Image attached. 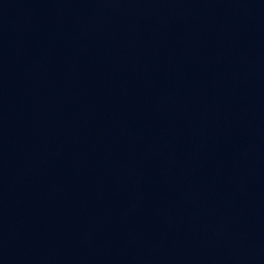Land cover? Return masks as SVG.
<instances>
[{
    "label": "water",
    "instance_id": "1",
    "mask_svg": "<svg viewBox=\"0 0 264 264\" xmlns=\"http://www.w3.org/2000/svg\"><path fill=\"white\" fill-rule=\"evenodd\" d=\"M0 264H264V0H0Z\"/></svg>",
    "mask_w": 264,
    "mask_h": 264
}]
</instances>
